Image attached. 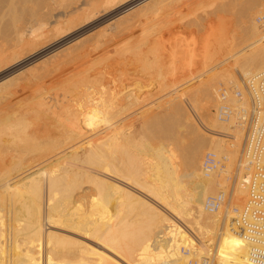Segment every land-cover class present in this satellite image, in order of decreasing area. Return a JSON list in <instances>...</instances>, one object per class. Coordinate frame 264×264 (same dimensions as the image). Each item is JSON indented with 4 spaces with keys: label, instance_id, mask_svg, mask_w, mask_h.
I'll return each instance as SVG.
<instances>
[{
    "label": "bare ground",
    "instance_id": "bare-ground-1",
    "mask_svg": "<svg viewBox=\"0 0 264 264\" xmlns=\"http://www.w3.org/2000/svg\"><path fill=\"white\" fill-rule=\"evenodd\" d=\"M5 1L4 3H6V5H4L7 6L9 5L7 3L11 0ZM13 1L16 3V0ZM23 1L26 2V0H21V4ZM31 1V4H33V0H30V2ZM56 1L58 3L56 6L62 7H68L69 4L74 2V0ZM162 1L163 0H151L149 7L145 9L148 12L151 11L146 18L154 19L158 17L156 12L159 11L158 8L162 4ZM172 2L175 3L174 0ZM17 3L20 4L19 1ZM35 3L38 8L35 7L28 12L31 13L32 16L36 15L40 8L42 9L43 7L44 9L46 7L44 5L47 4V0H35ZM35 3L33 5H35ZM246 3H244L245 5H242L239 10V15H241L240 18L242 17L241 19H244L241 23L243 24L242 33L246 45L238 52L233 53L235 56H238L233 62L237 70V72H235L238 75L235 76V73L233 74L229 67H225L226 70L224 69L225 71L229 69L234 77V84L231 86L228 85V88L233 87L238 90L241 89L237 84V79L243 82V80L247 78L256 77L264 73V34L260 33L259 26L253 21L255 15L253 10L258 7V12H261L264 7V0H256L254 6H250L249 3L247 5ZM104 11H106V8ZM146 11H144L145 14ZM45 17H43L45 21L40 17L43 22L39 18L43 25L44 23L47 24ZM143 18L145 19V16ZM31 21L33 20L31 19ZM40 22L38 25L43 27ZM24 23L22 24L23 27ZM32 24L33 23H31V25ZM71 24L73 25V23ZM118 24L119 23H117V25ZM26 25L28 26V24ZM31 25L29 24V28H31ZM131 26V24L129 27L126 26L128 28L121 29L119 33L124 31L129 33L128 29ZM4 27L6 29V26L2 28ZM24 28L23 29L26 31V26ZM13 29L14 32L10 30L13 34L15 33L14 38L12 39L13 36L9 37L12 35V33H10L11 31L9 32L10 35H7L6 38H11L14 40L13 43H15H12V45L9 43V45L12 46L9 47L5 42V46H7L9 51H13L12 55L14 56L19 53L20 50L22 52L28 45L30 46L36 43V41H30L31 36H33L36 31L31 28L27 35L23 32L24 30H21L22 27H13ZM6 30H4V32H6ZM123 35H126V33ZM99 37H102V35ZM107 37L108 36H103L102 39L98 37L95 38L99 39L97 44L95 43V51H97L95 55H97V57H100L98 56L99 51H101L100 53L103 51V53L105 52L106 54L109 47H113L114 44L116 46L113 37ZM6 38L5 40L4 38L2 39L6 41ZM3 40L1 41L3 42ZM147 43L150 44V42ZM1 44L2 50L4 42ZM77 44H79V42ZM199 49L201 55L198 63L200 65H197V67L202 68L201 70L203 73L209 74L211 71L218 69L222 65L224 67L226 64L227 60L221 58L223 47L220 44L217 45L214 40L199 45ZM44 53L45 52H43V54ZM95 57H93V59H95ZM106 57L107 55L105 58ZM97 61L95 59L93 63ZM2 62L4 63L5 60ZM88 63L89 62H87V64ZM44 65L46 64L44 63ZM54 68L56 69V67ZM41 69L39 70L41 71ZM46 69L47 67L42 70ZM137 69L141 70L139 67ZM187 69L188 68H186V70ZM224 70L221 72H224ZM218 72L217 74L214 72V74H209V77L213 75L210 80L207 81L206 79L208 78L203 80H206L207 84L204 82V85H197V87L187 92H179V94L182 93V95H178L182 97L181 100L175 101L174 97V100H172L175 102H171L169 98V101L167 99V103L169 102L167 106L163 105L165 107L159 104L161 107L159 108L157 106V108H159L161 112L159 113L156 111L159 115L155 114L156 116L153 117V114L151 115L152 118H147L145 120L143 119L144 116L138 118L139 122L132 131L133 136L130 135V128L133 122L128 123L126 121L127 123L122 126H116L117 121L120 124V121L131 115L128 113L129 111L127 112L129 109L128 107L132 104L129 101L131 100L130 96H132L129 95L130 93L125 95L124 91L122 92L124 94L121 93V96L119 93V97L109 98V100L113 101L107 102V104H104L105 106L101 104V106L104 107L101 111L98 103L94 112L91 111L94 107L91 106L93 107L91 109L89 106L92 112H90L91 114L85 112L87 111L85 110L87 107L85 108V105H83L84 103L81 104L80 102V105L77 104L76 106V103L79 102L78 100L74 104L75 108L72 107L71 109L69 107L72 105H66L70 110L65 111L67 113L65 114L64 112L65 115L62 117L59 114L56 115L54 109L50 111L48 105L45 106L43 102L41 103L39 101V103L43 104L41 106L44 107V109L40 108V110L42 109L44 111V114H40L41 118H39L38 116L40 115L37 116L31 106L33 105L31 103L33 93H31L32 90H30L29 85H33L36 81H39L40 79L36 77L41 73L36 74V72V75L29 73V76L33 75V77L31 76L32 78L24 75L27 80L21 84H17L18 80H21V76L19 75L12 76L10 79L6 78L8 80L0 84V92H4L3 88L9 87L7 85L13 88L7 91L6 95L4 94L5 92L0 94V118L2 115L4 116L7 109H12V107L17 104L20 105L22 109L20 115L23 125L20 126L18 132L13 134L12 137L6 134L14 140L12 141L14 142L13 146H7L8 144H5V148V146L1 147L0 145L2 149L5 148V150H7L6 152L0 150V163L5 162L6 165H8L13 159H20L18 160L17 167L15 166V168H11L10 170H3V172L0 173V264H199V261H205V264H249L248 251L254 242L243 237L241 234L233 233L227 226L232 219L237 217L247 196L246 182L248 179V172L242 170L244 167L241 153L242 140L244 137L243 128L236 126L231 119L225 122L216 116L215 118L212 116L210 109L212 107L217 109L220 105V89L217 88V85L215 86L213 84V87L211 86L212 83L221 79ZM139 73L140 72H138V74ZM192 73L196 74V72ZM189 75L192 74L189 73ZM202 75L203 74H201V76ZM201 76H199V78ZM195 77L196 76L186 77L184 83L179 85L178 83L180 82H178V87L175 88L174 86L172 90L170 89L172 88L171 84L170 88L168 85L165 86L164 89L168 87L169 91H163L165 92L163 97L169 94L171 95L173 92H176L177 89H180V87L195 81ZM173 78L176 79L177 77L175 78L174 76ZM174 79L173 82L175 83ZM14 84L17 85L15 86ZM131 84L132 83L128 86L132 88ZM174 85H176V83ZM18 88H21V91L22 88L25 89L24 92H27V95L18 98ZM91 89L92 88H90V90ZM33 92H35V89ZM161 93L159 95L156 94L159 96L157 100L162 98V96L160 97ZM89 94L87 93V95ZM40 96H42V94ZM43 97L45 98L44 95L40 99L38 96L36 98L37 100H42ZM134 99L132 100L135 102L136 100ZM141 99L139 98L137 102L139 103ZM155 99L156 97L154 100ZM183 99H188L190 101L188 103L192 110L197 114L196 116L199 117L206 131H210L209 133L212 132L211 136H205L203 135L204 132H199L200 129H198L193 122H191L192 124H189V126L187 125V127L183 124L186 117H184L182 121L181 116L185 114L184 112H187L189 115V111L185 107ZM17 100L20 102L17 103ZM157 100H155V102ZM105 101L108 100L105 99ZM226 103L231 107H235L238 102L233 96L228 95ZM58 105L60 107V103ZM139 105H141V102ZM241 105L246 108L249 107L247 95L244 92H242ZM114 107H116V111L125 113V115L121 113V115L124 116L121 120L117 119V116L112 119L111 117L113 116L108 114ZM162 107L166 110H163ZM157 108H155V110H157ZM45 109L47 110L45 111ZM14 110L16 109L14 108ZM132 110L135 111L136 108ZM126 112L128 114H126ZM58 113H61V109ZM152 113H155V111ZM144 115H146V113ZM51 116L53 117L51 118ZM8 117L9 116L6 115V118ZM190 117L192 118L191 115ZM49 118L52 120L49 121ZM167 119L173 124H171L170 121V123L166 121L167 124L165 123L164 125L163 121ZM54 120L57 121V123ZM191 121H193V118ZM7 125H9V123H7ZM138 125H140L139 128ZM177 133H182L180 134L181 138H176L178 135ZM98 135L103 136L97 139L96 137ZM228 139L233 142L235 140V142L227 143L226 141ZM7 141H10V139H7ZM134 141L135 146L139 148L138 150L143 152V155L144 153L146 155L148 153L149 155L147 156L152 158L150 159L152 160L151 162L148 160L150 163L141 160L140 157L142 156L137 158L138 155L136 154L138 152L136 154L130 152V149L133 150L135 148H132L133 146L131 147L129 143L134 145ZM239 143L240 146L237 153ZM128 147H131L129 149L130 151ZM59 148H61L60 151ZM205 150L215 152L220 157L225 156L229 159L233 158L235 161V170L237 171V174L232 179V186H230V191L225 201L216 211H212L209 208L207 204L208 197L213 196L221 198L226 193L225 190L218 188L221 185L219 181V177L221 176L218 178L217 176L220 174L214 173L205 177L201 172V163L199 161ZM134 152L136 151L134 150ZM178 152H181L183 157L180 159V155H178L179 159L182 160L180 162H178L179 159H177ZM140 155H142V153ZM146 155L144 159H146ZM67 161H69L71 165H67ZM142 161L145 162V164L149 163L146 164L148 167H146ZM175 161L178 162L176 165L174 163ZM99 168H101V171ZM6 171L7 173L5 175ZM179 172L183 173L180 175ZM107 176L114 177L131 186L146 196V199L143 200L141 198L140 200V197L135 198L137 195L134 194V196L132 192L131 194L126 192L128 190L124 192V190H122L123 187L119 188L117 185H108L106 183H109V180L104 182L102 181L103 179L100 180L101 178H98H105ZM113 202H115L117 213L111 218L112 220H109V217L107 218L108 220H106L105 218L108 215L104 214L102 215L104 217H102L100 213L101 211H106L107 206L113 204ZM113 207L114 206H112L111 209ZM111 209L109 208L110 211ZM113 211L115 210L113 209ZM113 211L110 213L113 214ZM67 234H71L75 237ZM203 242H208L206 245L207 248L204 249L205 247H201V249H197L196 245L201 246Z\"/></svg>",
    "mask_w": 264,
    "mask_h": 264
},
{
    "label": "rangeland",
    "instance_id": "rangeland-1",
    "mask_svg": "<svg viewBox=\"0 0 264 264\" xmlns=\"http://www.w3.org/2000/svg\"><path fill=\"white\" fill-rule=\"evenodd\" d=\"M0 1H1V4H0L1 5L0 6V27H1L0 28V41L3 40L2 38H4V40H5L6 36L10 35V33H12V31L14 32L13 27L14 28L22 27L21 30H24L25 29L24 27L26 26L27 30L26 31L24 30L23 32L27 35L29 34L31 28H33L36 31L33 34V36H31V38H30V41H36V43L33 45H30V46L28 45V47L25 48L24 50H22V52L20 50L19 53L15 54L14 56L12 55L13 51H9L7 49V46L10 47L12 45V43L14 41L12 39L14 38L15 33L14 34L12 33V35L9 36V37L13 36L12 39L6 38L9 41L3 40L4 46H5V42H6V45H7V46H5L6 49L4 46H2V50H1V45H3L1 43H3V42L2 41L0 42V44H1L0 45V50H1L0 51V62L5 60L4 63L3 62L0 63V81L2 80L0 82V84L3 81L8 80L6 78L10 79V78H12V76H15V75L21 76V80H18V82H17V84L18 83L21 84L22 82L27 80L26 77L30 78L31 76L33 77V75L41 73L40 75H38L36 77L37 79H40V80L36 81L34 83L35 85L34 84L29 85L30 90H32L31 93H33V97L31 100V103L33 105H31V106L33 107V111H34V113H36L37 116L40 114H44V111L42 110V109H44V107L41 106L44 104L45 106L48 105V108H50V111H52L54 109V113L56 115L59 114L62 117L67 113L65 111L70 110L69 108H71V109H72V107L75 108L74 104L78 100H79V102L76 103V106H77V104L80 105L79 104L80 102H81V104L84 103L83 105H85V108L87 107V109H85L87 111H85V112H87L88 114H91L92 113L91 111L94 112V110H96L97 103L99 104L98 106H99L100 111H101V109L103 110V108H104L103 106H105L104 104H107V102L109 103L110 101H113V100H109V98L112 99L113 97H116V96L119 97L118 96L119 93H120V96L124 93H125V95L130 93L129 95H132V96H130L131 100L134 98H135L134 100H136L135 102L133 100L132 101L129 100L132 104L130 103L131 106L128 107L129 109L127 110V112L129 111L128 113L131 115H129L128 118L120 121V124L117 121L116 126H118V125L122 126L123 124H125L127 122L128 123L133 122L131 128L129 127L130 131H131L130 132L131 136H133L132 131L136 127V124L139 122L138 118H142L144 116L145 118L143 117V119L145 120L147 118H152L151 115H153V114H154L153 117H155L156 115H159V114H157L158 112L159 113L161 112V111H159V108L163 105L167 106V104L169 103V102L167 103V99H168V101L171 99L170 100L171 102L174 100V97H175V101L181 100L182 97H179V96L182 95V93L179 94V92H182V91H183V93L187 92L190 89L197 87V85L198 86L204 85V82L207 84V81L210 80V78L213 76V75H210L211 77H209V74H211V73L217 74L218 71L220 72V73L218 72V75H220L221 79L219 81H217L218 84H217V82L212 83L211 84L212 87L214 84L215 86L217 85L218 89H221V88H228V85L231 86L234 84L233 74L235 73V76L238 74L236 73L237 70H236V67H235L233 62L237 59L238 56H235L233 53L238 52L239 50H241L246 45L245 39H244V36L242 33L243 24L241 23V21H244V19H241L242 17L240 18L241 15H239V13H240L239 10H240V7L242 5H245L244 3H246V2H248L250 6H254L255 2H256V0H246V2H245V0H174L175 1V3H174V2H172L173 0H163L162 4L158 8L159 11L156 12L158 17L154 18V19H151V18L149 19L148 17L146 18V16L149 15V12H151V11L148 12L145 9H146V7H149V3L151 2V0H146V1L145 0H143V1L142 0H74V2L69 4L68 7H70V8L62 7V6H56V5H58L56 0H53V1L47 0L48 5L46 4L44 6H46V7L49 5L50 6L47 8L45 7L44 9H43V7H42V9L40 8L39 11L37 10L39 13L37 12V14L34 16H32V14L28 13V12H30L29 11L30 9H33L35 7L38 8L36 3H35V0H33V4L35 3V5L31 4L32 1L30 2V0H26V2L23 1V3L25 5L23 3L21 4V0H18L20 2V4L17 3L18 2L17 0H16V3L13 0H11V1H9V3H7V4H9L7 6H5L6 5V3H4L5 0H3V3H2V0H0ZM54 1H55V3H54ZM51 2H53V3H51ZM13 3H14V6H13ZM248 3H246V4L248 5ZM11 4H12V6H11ZM93 6H94V8H93ZM90 7H92V8H90ZM63 8H65V9H63ZM105 8H106V11H104ZM160 8H161V10H160ZM25 9H26V11H25ZM257 9H258V7L255 10H253V13H255V15L253 17V21L259 26V24L257 23L256 20L261 15L264 16V13H263L264 7H263L261 12H258L259 9L258 10ZM62 10H64L65 12ZM43 11L45 14L47 12L46 15L48 17L43 13ZM142 11L143 12L146 11V14L144 12V14H145L144 15ZM25 13H26V15H25ZM257 13H258V15H257ZM23 14L28 18H26ZM112 14H114V15H112ZM143 15L145 16V19L143 18L144 17ZM40 17H42V19H43V17H45V19L47 21L46 22L47 24L44 23L45 26L42 24L44 19L42 20ZM30 18L33 21H31ZM39 18L42 20V22H40L41 20ZM50 18H51V20H50ZM7 19H9V20H7ZM13 19H15V20H13ZM38 19H39V21H38ZM17 20H19V21H17ZM209 20L211 21V23ZM37 21H38V23L40 22L44 28L41 27V25H38ZM27 22H29V23H27ZM30 22L33 24L31 25ZM127 22H129V23L126 24ZM23 23H24V27L22 26ZM71 23H73V25ZM117 23H119V24L117 25ZM6 24H9V25H6ZM26 24H28V26ZM29 24L31 25L30 26L31 28H29ZM130 24L132 26L128 29L129 33L124 31V30H123L124 32L119 33V31L121 29H124V28L127 29L130 26ZM2 25L6 26V29H9V30H6L5 27L2 28L3 27ZM37 26H38V28H37ZM126 26H128V27H126ZM219 26H220V28H219ZM40 27H41V29L39 30ZM3 29L6 30L7 33H9L11 30L12 31L9 34H7L6 32H4ZM259 29H260L259 30L260 33L264 34V29L261 28L260 26H259ZM49 32L53 33V34H50ZM99 33H102V34H99ZM103 33H104V35H103ZM124 33H126V35H123ZM98 35L99 36L102 35V37L108 36L107 38L113 37L117 47L115 46V44H114L115 47L114 46L111 48L109 47L108 52H106V54H105V52L103 53V51H102V53H100L101 51H99L98 56H100V57H97V55H95V54H97V51H95V48H96L95 43L97 44L99 39H102V37H99ZM97 37L99 39H95ZM89 38H91V39H89ZM104 38H106V37H104ZM210 40H214L217 45L220 44L223 47V51H222L223 53L221 55V58L226 59L227 61H226V64L224 65V67L222 65L221 67L218 68L219 70L215 69L214 71H211V73L206 74V73H203V71L201 70L202 68L197 67V65H200L198 63V61H200L199 59H200V55H201L199 45H202L205 42L210 41ZM37 41H41V42H37ZM78 42H79V44H77ZM147 42H150V44ZM9 43L11 45H9ZM89 43H90V45H89ZM116 48H118V49H116ZM3 49H5V50H3ZM43 52H45L46 54L45 53L43 54ZM173 54H174V56H173ZM103 55H105V56L107 55V57L105 58V56H103ZM66 56H68V57H66ZM93 57H95L96 61L98 60L96 63H93V62H95V59H93ZM47 62H48V64H47ZM87 62H89V63L87 64ZM44 63L46 65H44ZM90 63H91V66H90ZM40 65L43 66L44 68L41 67ZM45 66L47 67V69L42 70V69L46 68ZM39 67H41L42 69ZM54 67H56V69ZM131 67H133V68H131ZM136 67L137 68L139 67V69H141V70H138ZM222 67H223V69H222ZM225 67L231 68L230 70L232 71L233 74H231L229 69H227V71H225L226 70ZM233 67H234V70H233ZM134 68L136 69V71ZM186 68L191 69V70H188V69L186 70ZM39 69H41V71ZM52 69H54V70H52ZM223 70H224V72H221ZM138 72H140L141 74L140 73L138 74ZM143 72H144V74H143ZM192 72H194V73L196 72V74H193ZM29 73L30 74L33 73V75L29 76L28 75ZM189 73H191L192 75H189ZM133 74L135 75V77ZM201 74H203V75L201 76ZM24 75L25 76L27 75V76L25 77ZM129 75H130V77H129ZM139 75H140V77H139ZM127 76H128V78H127ZM174 76H175V78L176 77L177 78L174 79L173 78ZM190 76H196L195 78L197 80L194 79L195 81L180 87V89H177V91L173 92L171 95L169 94L168 96L163 97L165 92L169 91L170 84L172 87L170 89L172 90V89H174L173 88L174 86H175V88L178 87V84L180 85V84L184 83L186 81V77L189 78ZM199 76H201V77L199 78ZM85 77H86V79H85ZM29 78H28V80H29ZM133 78H134V80H133ZM206 78H208V79H206ZM236 78H238V77H236ZM173 79L175 80L176 85H174L175 83L173 82ZM204 79H206L207 81L206 80L203 81ZM163 81H165V82H163ZM236 81H237V84L239 85V88L241 89L242 83H243L242 80L239 79V81H238V79H237ZM128 82L132 83L131 84L132 88L130 86H128L130 84ZM178 82H180V83H178ZM136 83H138V84H136ZM17 84H14V85L16 86ZM11 85H13V84H11ZM167 85L169 88L166 87L164 89V87ZM7 86H9V87L5 86L6 88L5 89L3 88V91L5 93L0 92V94L4 93L6 95L7 91H9L10 89L13 88V87H10V85H7ZM84 86H85V88H84ZM89 87L92 89L90 90ZM125 87L131 88V89H128V88L126 89ZM133 88H134V90H133ZM34 89H35V92H33ZM87 89H89V90H87ZM22 91H23V93H22ZM22 91H21V88H18V90H17L18 98L27 95V92L26 93L24 92L25 89L22 88ZM93 91H95V92H93ZM163 91H165V92H163ZM122 92H124V93H122ZM158 92H159V94L161 92L163 93V94L161 93L160 97L162 96V98H160L159 100H157V98H159V96H157V95H159ZM43 93H46V94H43ZM64 93H65V95H64ZM87 93L88 94L90 93V94L87 95ZM131 93H133V94H131ZM137 93H138V95H137ZM35 94L38 96L39 99L43 95L45 96V98L43 97L42 100H39V99L37 100V98H36L37 96ZM41 94H42V96H40ZM135 95H137V96H135ZM170 96H172V97H170ZM80 97H82V98H80ZM138 97L140 99L142 98L141 100H143V101L140 100L141 105H139L140 102L139 103L137 102V101H139ZM155 97H156L155 100H157L156 101L157 103L154 100ZM103 98H105L108 101H105V99H103ZM137 98H138V100H137ZM115 99H117V98H115ZM72 100L74 103L72 102ZM84 100H86V101H84ZM184 100H186V101H184ZM187 100L188 99H183V103H184L185 107L187 108V110L189 111V115L187 112H184L185 114L182 113L183 116H181V118H182L181 120L183 121L184 117H186V119L183 121L184 122L183 124L187 127V125L189 126V124H192L191 122H193L196 124L195 126L201 130V131L199 130V132H204L203 135H205V136H211L212 132L209 133L210 131H208V130L206 131L204 126L201 124V120L199 119L198 116H196L197 114L192 110L190 104L188 103L190 101L189 100L187 101ZM36 101H38V102H36ZM39 101L41 103L43 102V104L39 103ZM175 101H173V102H175ZM19 102L20 101H18L17 103H19ZM55 102H57V103H55ZM59 103H60V107L58 105ZM70 103H72V104H70ZM95 103H96V105H95ZM101 104L103 106H101ZM66 105H68V106L72 105V106L67 108L68 106L66 107ZM54 106H55V108H54ZM89 106L90 107L93 106L94 108L91 107V109L93 108L91 110L89 108ZM157 106L159 108H157ZM163 107H165V106H163ZM163 107H162V109H163ZM8 108H10V107H8ZM14 108L16 110H14ZM40 108H42V109L40 110ZM135 108H136V110H135ZM155 108H157V110H155ZM214 108L212 107L210 109V111L212 112V116L215 118L214 110L216 108L215 109ZM5 109H7V108H5ZM5 109H4V112H5ZM47 109H45V111ZM60 109H61V113H58ZM132 109H134L137 112L133 111ZM10 110H12V111H10ZM163 110H166V109L164 108ZM111 111H112V113H111ZM115 111H116V107L112 108V110H110V112L108 114L110 116L111 115L113 116V117H111L112 119H114L117 116V119L121 120L124 117L121 115V113H123L124 115H125V113L124 112H118V111L115 112ZM154 111H155V113H152ZM156 111H158V112H156ZM21 112H22L21 106L16 104V105H14V107H12V109L11 108L7 109L4 116L2 115V117L0 118V128H1L0 129V133H1L0 138L2 137L0 139L1 147L2 146L4 147L5 144H8L7 146H13L14 142H12V141H14V140H12L10 137H12L13 134L17 133L20 126L23 125V121H22V118L20 115ZM64 112H65V114H64ZM127 112H126V114H128ZM133 112H135V113H133ZM145 113H146V115H144ZM6 115H8L9 117L6 118ZM185 115H187V116H185ZM190 115L192 116L193 121H191L192 118L190 117ZM10 117H12V118H10ZM38 117L41 118V115ZM52 117L53 116H51V118ZM51 118H49V121L52 120ZM4 120H6V121H4ZM166 121L169 122L170 120L167 119V120L163 121L164 125H165ZM55 122L57 123V121H55ZM7 123H9V125H7ZM185 123H187V124H185ZM229 123H231V122H229ZM171 124H173V123L171 122ZM230 125H232V124H230ZM139 127H140V125H138V128ZM4 128H5V130H4ZM2 132H3V134H2ZM6 134L10 135V137L7 136ZM180 134H182V133H180ZM180 134H178L176 138H178V137L181 138ZM98 136L96 137L97 139L101 138L103 135H98ZM6 137H7V139H10V141H7ZM226 142L230 143L233 141L228 139ZM234 142H235V140H234ZM133 143H134V145L131 143H129V145H131V147L133 146L132 148H135V149L132 150V149H130L131 147L130 148L128 147V150L130 149L131 151L130 150L129 151L131 153H135V154L137 152L140 154L142 153V155L137 153L136 154V155H138L137 158L142 156L143 158L140 157L141 160H143L145 162L146 161L149 162L148 160L152 159L150 156H147L149 154L147 153V155H146L144 153V155H143V152L138 150L139 148H137V146H135V141ZM185 144H186V142H185ZM239 146H240V143L237 147V153L239 151ZM1 147H0V150L2 152L7 151V150H5L6 146L3 149ZM60 149L61 148H59V151H60ZM134 150L136 152H134ZM208 151H210V150H205L203 152V154L200 158L201 160H202L203 155H205V153ZM48 155H50V154H48ZM145 155L147 156L146 159H144ZM178 155H180V159L183 158L181 155V152L177 153V159H179ZM223 155H226V154H223ZM173 158H172V160H173ZM180 159L178 162L182 161ZM18 160H20V159H17V158L13 159L8 165H6L5 162L4 163L1 162L0 163V173H2L3 170H10L11 168H15V166L17 167ZM201 160L199 161L200 163H201ZM143 161H142V163H144V165H146V164H149L152 160H150V162L146 163V164ZM55 162H57V161H55ZM178 162L175 161L174 162L175 165ZM200 163H199V165H200ZM66 164L71 165L69 163V161H67ZM175 165H173V166H175ZM146 167H148V166L146 165ZM99 170L101 171V168H99ZM234 170H235V161L233 160V158H231V159L227 158V160L224 162L223 172H220V175L217 176V178L219 176H221V177H219L220 178L219 181H220L221 185L218 188L225 190L226 194L229 193L230 186H232L231 184H232V179L234 177ZM6 173H7V171L5 172V175H6ZM181 173H183V172H179L180 175H181ZM239 175H241V174H239ZM98 178L99 179L101 178L100 180L103 179L102 181H104V182L109 180V183L108 182L106 183L108 185H114V186L117 185L119 188L123 187L122 190H124V192L126 190H128L126 192H128L130 194L132 192L133 195L134 194L137 195V197L134 195L135 198L140 197L139 198L140 200H141V198L143 200L146 199V196H144L143 194L138 192L136 189L125 184L124 182L117 180L114 177L107 176L105 178L104 177H98ZM110 183H112V184H110ZM114 203L115 202H113V204H109L110 206L111 205L114 206L112 209H111L112 206L110 207L108 205L106 208V211H101L100 216L107 214L108 216H106L105 219L106 220H108V219L112 220L111 218H113L117 213V208H116V205ZM109 208L111 209V211L109 210ZM113 209L115 211H113ZM112 211H113V214L110 213ZM102 217H104V216H102ZM67 235H71V234H67ZM72 237H75V236H72ZM207 244H208V242H203L201 244V246L196 245V247H197V249L198 248L201 249V247H205L204 249H206Z\"/></svg>",
    "mask_w": 264,
    "mask_h": 264
},
{
    "label": "built area",
    "instance_id": "built-area-1",
    "mask_svg": "<svg viewBox=\"0 0 264 264\" xmlns=\"http://www.w3.org/2000/svg\"><path fill=\"white\" fill-rule=\"evenodd\" d=\"M257 23L264 29V16L257 18ZM242 92L247 95L249 107L241 105ZM237 100V105H227V96ZM220 105L214 114L225 122L230 119L235 125L243 128L241 146L243 171L248 172L246 182L247 196L237 217L228 223L233 233L253 241L248 251L249 264H264V73L250 77L243 81L241 90L221 88L219 90ZM225 156L208 151L201 160V172L207 177L214 173L220 174L224 169ZM237 171L234 170V176ZM223 197H208L207 204L212 211H216L225 201ZM205 264V261H199Z\"/></svg>",
    "mask_w": 264,
    "mask_h": 264
}]
</instances>
